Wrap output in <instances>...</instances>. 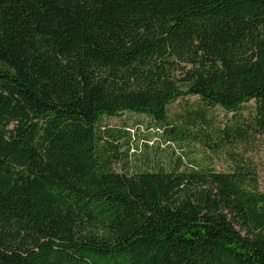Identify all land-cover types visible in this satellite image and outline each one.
Listing matches in <instances>:
<instances>
[{
  "label": "trees",
  "instance_id": "trees-1",
  "mask_svg": "<svg viewBox=\"0 0 264 264\" xmlns=\"http://www.w3.org/2000/svg\"><path fill=\"white\" fill-rule=\"evenodd\" d=\"M187 96L232 113L228 142L264 135V0H0V264H264L242 154L132 168L103 125L191 138Z\"/></svg>",
  "mask_w": 264,
  "mask_h": 264
},
{
  "label": "rangeland",
  "instance_id": "rangeland-1",
  "mask_svg": "<svg viewBox=\"0 0 264 264\" xmlns=\"http://www.w3.org/2000/svg\"><path fill=\"white\" fill-rule=\"evenodd\" d=\"M193 101L197 98L187 96L167 106L169 118L183 124L193 134L191 138L176 142L167 141L145 115L124 112L114 117H103L102 121L106 129L119 128L128 132L123 138L128 142L121 150L126 151L129 167L172 165L180 157L185 165L191 164L189 159H203L216 170L229 169L234 153H240L257 169L259 186L264 189V135L228 142L222 135V129L235 120L232 113L219 107L201 111L199 104H192ZM252 107L253 101L242 109L246 111Z\"/></svg>",
  "mask_w": 264,
  "mask_h": 264
}]
</instances>
